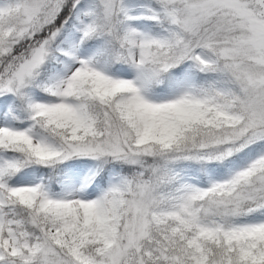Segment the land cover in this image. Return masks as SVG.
<instances>
[{
    "label": "snow or ice",
    "instance_id": "obj_1",
    "mask_svg": "<svg viewBox=\"0 0 264 264\" xmlns=\"http://www.w3.org/2000/svg\"><path fill=\"white\" fill-rule=\"evenodd\" d=\"M0 264H264V0H0Z\"/></svg>",
    "mask_w": 264,
    "mask_h": 264
}]
</instances>
